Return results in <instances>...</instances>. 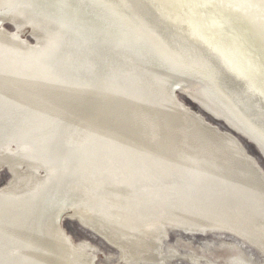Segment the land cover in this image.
I'll list each match as a JSON object with an SVG mask.
<instances>
[{
	"label": "bare ground",
	"instance_id": "1",
	"mask_svg": "<svg viewBox=\"0 0 264 264\" xmlns=\"http://www.w3.org/2000/svg\"><path fill=\"white\" fill-rule=\"evenodd\" d=\"M38 1L33 2L56 22H71L76 39L99 57L112 49L136 55L152 67L154 77L167 80L168 97L149 100L142 94L138 102L148 117L145 136L154 143L153 152L182 173L163 181L143 161L124 162L121 156L135 143L127 126L129 111L119 107V92L112 95L119 87L106 86L89 71L75 82L63 76L64 83L95 82L112 96L83 105L72 95L63 97L68 91L58 79L39 77L36 82L50 84L53 91L43 109L0 101V168L8 164L11 174L0 189V209L12 214L0 218V264H95L93 246H74L64 231V214H77L113 245L122 264L168 260L160 247L170 229L213 234L204 248L230 247L239 256L235 264H264L243 248L246 243L264 254V170L236 136L173 92L182 84L181 92L223 117L264 154V67L259 65L264 61V0ZM236 13L240 18H231L260 50L259 63L238 33L223 28L224 16ZM8 15V9L0 11V25ZM33 34L39 36L37 30ZM32 115L51 128L55 141L31 138ZM107 135L114 138L106 140ZM12 140L18 150L9 147ZM225 233L239 240H226ZM172 252L178 259L188 257ZM190 258L194 264H219Z\"/></svg>",
	"mask_w": 264,
	"mask_h": 264
},
{
	"label": "rangeland",
	"instance_id": "2",
	"mask_svg": "<svg viewBox=\"0 0 264 264\" xmlns=\"http://www.w3.org/2000/svg\"><path fill=\"white\" fill-rule=\"evenodd\" d=\"M33 1L0 0V11L9 10V19L0 25V101L15 103L24 107L32 105L37 110L44 108V103L49 100L48 96L53 91H50V84L44 86L40 85L38 81L36 82L39 77H49L54 81L58 79L63 88L68 91L63 97L69 98L72 95L73 100L83 105H90L89 102L98 99L101 101H103L102 99L104 101L110 99L112 97H110V92L107 93L99 86L93 85L95 82H90L88 85V82L83 79L76 84L69 83V80L64 83V80L67 79L66 76H71L74 79L72 81L75 82L80 79L76 76L81 72L89 71L96 74L101 77L97 80L103 81L106 86L112 84L110 86L112 89L119 87L112 95L119 92V107L123 106L129 111L127 113V126L130 128V139L135 144L131 145L129 150L121 156L124 162L139 163V161H143L163 181H172L174 178H178L182 173L181 168L171 160H165L157 152H153L154 143L145 136L148 117L141 111V105L138 102L139 96L142 94L149 100L168 97L169 84L167 80L163 78L161 81V79L154 77L152 67L142 64L143 61L136 55H130L124 51L116 52L112 49L108 54L99 57L93 49L87 48L82 41L76 39V35L72 33L75 31V27L70 21H68L70 23L66 22L68 25L65 26L56 22L47 12L37 7ZM14 19H19V24L15 23ZM26 30L30 32L33 38L29 36ZM35 30L38 31V37L33 34ZM23 33L24 36H22ZM50 63L52 67L49 66ZM117 82L124 84L114 85ZM196 90L203 99L210 101L201 88ZM176 93V98L180 102L204 115L211 124L236 136L264 170V154L254 144L253 140L231 126L223 117L218 118L205 111L199 101L190 95L180 90ZM35 116L37 115L31 117L36 122L35 127L29 129L31 138L38 143L55 141L51 128ZM28 119L30 120V117ZM113 136L107 135L105 139L110 141L114 138ZM9 147L15 150L19 149L16 140H12ZM62 147L66 149V146ZM2 154L3 147H0V156ZM21 167L23 170L26 169L24 161H22ZM39 174L44 175L45 171L40 170ZM10 179L8 164H3L0 168V189L4 188ZM9 212L0 209V218L10 217L12 214ZM67 215H64L61 225L66 234L72 238L74 246L80 242L90 243L96 253L95 264H122L118 251L113 245L84 226L77 214L72 217H67ZM183 232L180 229L169 230L167 239L162 241L160 247V253L165 254L168 260L160 264H194L190 256H198L201 260L209 259L219 264H235L238 260V253L230 247L211 250L204 248L203 241L214 239L215 235L208 234L205 236ZM224 238L226 240H239L236 236L228 233L224 234ZM243 248L256 262L264 261V254L258 249L246 243ZM172 251L180 253L182 257L183 255L188 257L185 259L175 258Z\"/></svg>",
	"mask_w": 264,
	"mask_h": 264
},
{
	"label": "water",
	"instance_id": "3",
	"mask_svg": "<svg viewBox=\"0 0 264 264\" xmlns=\"http://www.w3.org/2000/svg\"><path fill=\"white\" fill-rule=\"evenodd\" d=\"M199 10H200V8H199ZM200 11H202V10H200ZM224 16V15H223ZM219 17V16H218ZM225 18L224 19H226V22L227 23H224V26H223V28H224V30H225V32L227 31V32H231V30L233 29V32H236V33H238V35H239V40H240V42L241 43H243V44H246L247 46V48L249 49V51L251 52V53H253L254 55H255V61H256V63L258 62H260V60H261V56L256 52V51H258V52H260V50L258 49V48H256V44H255V42L254 41H252L251 40V37L249 36V37H246V35L243 33V32H241V29L237 26V24L235 23V19H233V18H231V17H238V15H237V13H236V15H234V16H232V15H229V16H224ZM238 18H240V17H238ZM223 19V18H222ZM244 23H245V21H243ZM27 31V30H26ZM28 32V31H27ZM29 33V36L30 37H32V35L30 34V32H28ZM251 33V32H250ZM22 36H24V33L22 34ZM33 38V37H32ZM250 44V45H249ZM258 56V57H257ZM262 63V64H261ZM259 65L263 68L264 67V61H262ZM261 68V69H262ZM182 86V84H177L176 86H174L173 87V92L174 93H176L178 90H179V88ZM65 215V214H64ZM64 215L62 216V218H61V221L63 220V218H64ZM184 233V232H183Z\"/></svg>",
	"mask_w": 264,
	"mask_h": 264
}]
</instances>
